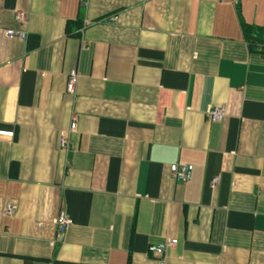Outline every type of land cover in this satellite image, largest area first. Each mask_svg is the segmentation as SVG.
<instances>
[{
	"label": "crops",
	"instance_id": "1",
	"mask_svg": "<svg viewBox=\"0 0 264 264\" xmlns=\"http://www.w3.org/2000/svg\"><path fill=\"white\" fill-rule=\"evenodd\" d=\"M86 1L0 0V264H264V0Z\"/></svg>",
	"mask_w": 264,
	"mask_h": 264
},
{
	"label": "built area",
	"instance_id": "2",
	"mask_svg": "<svg viewBox=\"0 0 264 264\" xmlns=\"http://www.w3.org/2000/svg\"><path fill=\"white\" fill-rule=\"evenodd\" d=\"M233 2H238V0H230ZM82 3L87 5L86 0H82ZM26 15L22 13H18L15 18L17 21H21L25 19ZM117 17H114L113 19H116ZM90 24V22L85 21V24L83 26V30L86 29V27ZM6 36L8 38H20V39H28L29 35L28 32L25 30H19L10 28L6 30ZM248 43V42H247ZM259 50L264 49V44L260 45ZM79 81V72L77 69L71 70L69 76H68V84L67 89L69 93H73L76 90L77 84ZM207 117L209 120L215 122V121H221L224 119V117L227 115V108L225 105H216L211 107L207 112ZM76 122H73L69 129L61 130L59 133V145L60 148L64 151H69L71 149V133L76 129ZM173 176L176 181L181 183H186L190 180L192 175L193 166L191 164L186 165H179L175 164L171 167ZM219 179H216L214 183H217ZM16 205L13 201H8L3 209V215L5 216H11L16 212ZM72 224V219L69 216L68 212L63 209L59 213L57 219H56V227H57V236H56V242H61L67 233V230L69 226ZM177 242V239H172L167 244H160V245H151L149 250L150 252L156 255H163L165 253L166 247L168 245H174Z\"/></svg>",
	"mask_w": 264,
	"mask_h": 264
},
{
	"label": "trees",
	"instance_id": "3",
	"mask_svg": "<svg viewBox=\"0 0 264 264\" xmlns=\"http://www.w3.org/2000/svg\"><path fill=\"white\" fill-rule=\"evenodd\" d=\"M242 26L250 50L258 51L264 55V49H258L260 45L264 44V27L256 26L245 21H242Z\"/></svg>",
	"mask_w": 264,
	"mask_h": 264
}]
</instances>
